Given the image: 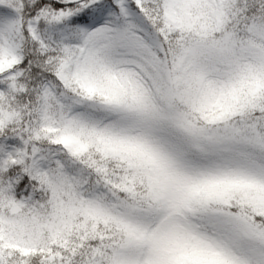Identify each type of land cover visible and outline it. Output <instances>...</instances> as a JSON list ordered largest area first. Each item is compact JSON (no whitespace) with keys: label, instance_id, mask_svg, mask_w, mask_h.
Here are the masks:
<instances>
[{"label":"snow or ice","instance_id":"6c2138e0","mask_svg":"<svg viewBox=\"0 0 264 264\" xmlns=\"http://www.w3.org/2000/svg\"><path fill=\"white\" fill-rule=\"evenodd\" d=\"M0 264H264V0H0Z\"/></svg>","mask_w":264,"mask_h":264}]
</instances>
